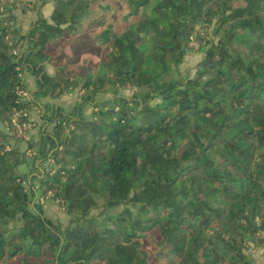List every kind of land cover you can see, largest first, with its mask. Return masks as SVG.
<instances>
[{
	"label": "trees",
	"instance_id": "obj_1",
	"mask_svg": "<svg viewBox=\"0 0 264 264\" xmlns=\"http://www.w3.org/2000/svg\"><path fill=\"white\" fill-rule=\"evenodd\" d=\"M23 1L0 0V120L30 128L31 115L16 125L15 113L39 107L43 124L23 150L0 130V264H251L249 245L264 244V0H118L122 10L42 0L53 3L50 18L27 32L10 11ZM213 24L217 42L196 39L204 56L195 75L170 78L198 28ZM84 33L100 52L69 62ZM121 88L144 91L95 104ZM78 89L69 112L36 103ZM34 180L67 224L45 214L43 195L34 200Z\"/></svg>",
	"mask_w": 264,
	"mask_h": 264
},
{
	"label": "rangeland",
	"instance_id": "obj_2",
	"mask_svg": "<svg viewBox=\"0 0 264 264\" xmlns=\"http://www.w3.org/2000/svg\"><path fill=\"white\" fill-rule=\"evenodd\" d=\"M110 2L114 8H117L119 10L123 9V4H121L118 0H107ZM156 3V0L153 1V5ZM42 0H24L23 3L19 4L18 7L14 10L13 8L10 9L11 13L14 14L17 18L18 26H20L21 30L23 32H26L27 28L31 26L33 23L32 21H35L37 19L38 12L40 11V8H42ZM243 3L241 1L234 2L235 6H241ZM152 7V5H151ZM150 7V8H151ZM150 8L146 9V12H150ZM45 13L47 14L46 7L44 8ZM42 15V13L40 14ZM198 33H196V36H194V41L191 44V48L186 53V56L184 58L183 63L179 68L175 71H173L170 74V78H179V77H193L196 73V66L197 64L202 60L204 56V51L200 48V44L196 41V39L202 40L203 43L208 45L211 42H217L218 36L215 34V26H202L198 28ZM66 41V40H65ZM57 42V47H55L54 55L57 54L60 58H63L66 56L65 53L61 52V49L64 48L68 42ZM147 47V46H146ZM71 50L74 52V55L68 56L69 62H79L80 56L84 52H92V53H99V48L94 43V40H92L91 37H88L87 33H84L80 36L79 39H77L76 42H74V45H71ZM46 71L47 73L54 72L55 67L52 65L47 64L46 65ZM97 71H101V68L98 66ZM77 72L82 75V77L85 76V74L88 72V69L81 70L80 68L77 70ZM25 81H28L30 84H34L35 81L34 77H32L28 73H24ZM144 89H136V88H121L116 91V93H108V94H101L96 96L95 104L101 105L104 103L112 102L117 98L123 97V98H130L135 94L136 92H142ZM84 96L83 92L81 90H75L72 91L66 95H63L61 98L57 100H51V99H44L42 101H36V103H39V105L42 107L43 112L48 111V109L53 107H61L66 112L71 111L74 106L79 104L80 99ZM30 99L34 101V98L30 95ZM94 111V104L87 103L84 106V116L86 118H91L92 113ZM30 120L33 121L31 124V127L29 128L27 126V129H24L22 126H11V124L8 122H2L0 120V130L4 133H7L11 136H16L19 140L23 139V141L20 140L19 146L23 150L26 148V143L28 140L32 139L35 143L38 139L39 135V128L43 124L42 116L39 114L32 113ZM17 127V129H16ZM47 131L52 130V126L48 125L45 126ZM30 153V152H29ZM28 153V155H30ZM31 169L30 166L22 165L19 167V171L24 174L29 172ZM31 177V176H30ZM29 177V179H30ZM30 186V189L33 190L34 200H37L40 195L46 196V193L42 192V187L39 182L36 180L33 181L32 185L27 184ZM33 187V188H32ZM53 195L51 197H45L44 200V211L45 214L50 217L52 220L59 222L61 224H67L71 218L69 214L65 212V209L62 207L60 202L57 200H54ZM37 198V199H36ZM43 198V197H42ZM39 201V199H38ZM40 202V201H39ZM103 203L102 201L99 202V207L97 209H94L91 213L92 216H97L102 210ZM126 206H119L116 208H113L109 211V214H117L121 212L123 209H125ZM132 210L136 212L133 208ZM20 222H12L10 224V227L19 225ZM145 246L150 250L151 253H153L155 250L158 249V246L156 243L151 239L150 235H147V238L145 239ZM246 254L248 256V259L250 260L251 264H264V244L257 247L254 244H250L249 248L246 250ZM153 263L154 264H163V262L158 261V259L153 257Z\"/></svg>",
	"mask_w": 264,
	"mask_h": 264
},
{
	"label": "built area",
	"instance_id": "obj_3",
	"mask_svg": "<svg viewBox=\"0 0 264 264\" xmlns=\"http://www.w3.org/2000/svg\"><path fill=\"white\" fill-rule=\"evenodd\" d=\"M20 94L22 95L23 98L29 99L28 92H25V91L22 90V91H20ZM32 113H35V114L39 115L41 113V109L39 107H34L33 111H31L29 113L24 111V110L16 112L15 116H14V120H13L14 124L17 125L19 118H21V117H27L28 118V117H30V115H32ZM24 127L26 128V126H24ZM44 200H45L44 197L43 198L42 197L39 198V201H40L41 204H44Z\"/></svg>",
	"mask_w": 264,
	"mask_h": 264
},
{
	"label": "crops",
	"instance_id": "obj_4",
	"mask_svg": "<svg viewBox=\"0 0 264 264\" xmlns=\"http://www.w3.org/2000/svg\"><path fill=\"white\" fill-rule=\"evenodd\" d=\"M41 7H42V8H40V11L38 12V15L40 16V14L42 13V16H43V17H45L46 19H49V18H50V15H51V13H52V10H53V3H52V2H48V3H46L45 5L42 4ZM45 7H46V9H47V14L45 13V11H43ZM39 16H38V17H39ZM38 17H37V19H38ZM37 19H36V20H37ZM32 22H34V21H32ZM29 28H30V26H29ZM29 28H27L26 32L29 30ZM49 74L53 75L54 72H53V73L50 72ZM33 83H34V84H30L28 81H26L27 87L29 88V90H30L31 92H33V91L36 90V84H35V81H34Z\"/></svg>",
	"mask_w": 264,
	"mask_h": 264
}]
</instances>
